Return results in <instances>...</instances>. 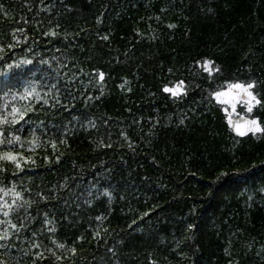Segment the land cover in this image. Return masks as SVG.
Masks as SVG:
<instances>
[{
	"label": "trees",
	"instance_id": "trees-1",
	"mask_svg": "<svg viewBox=\"0 0 264 264\" xmlns=\"http://www.w3.org/2000/svg\"><path fill=\"white\" fill-rule=\"evenodd\" d=\"M13 28L28 39L9 55L33 63L0 75V93L35 79L50 97L59 81L61 103L21 122L12 151L28 159L0 173L33 201L32 220L12 215L17 259L0 261L33 264L36 231L51 264L48 249L69 255L53 239L77 248L63 264H264V133L235 136L212 95L256 81L262 103L237 111L264 126V0H0V35Z\"/></svg>",
	"mask_w": 264,
	"mask_h": 264
},
{
	"label": "snow or ice",
	"instance_id": "snow-or-ice-1",
	"mask_svg": "<svg viewBox=\"0 0 264 264\" xmlns=\"http://www.w3.org/2000/svg\"><path fill=\"white\" fill-rule=\"evenodd\" d=\"M42 2V0H41ZM27 23V21H25ZM59 27V25H57ZM169 27H174V25H169ZM24 28H13L9 40L8 37L0 35V75H7L12 73L15 69L21 68L23 65H30L33 63L31 59L27 58H13L9 53L21 43L26 41L28 37L24 35V41H21L20 35L24 34ZM45 36L55 37L57 32L54 29H49L44 33ZM102 39L107 40L108 37L104 36ZM31 51V49H29ZM46 61H41L45 63ZM206 65L211 66L212 61H205ZM211 71V68L208 69ZM218 71V69H217ZM99 81H103L105 73L99 71L98 73ZM183 82L181 81L180 84ZM59 81L50 85L49 91L55 89V94L50 97L46 94H42L39 90L41 85L40 82L32 79L25 83L22 90L16 89L12 90L9 88L7 91L0 93V173H7L8 169L5 167L7 164H11L15 169L22 171V162L27 160V157H23L21 153L12 151L16 146H23L22 137L18 133L24 131L21 126V122L25 121L29 117L30 113H35L36 105H40L42 108L44 106L55 107L57 104L61 103L59 97ZM48 87V86H46ZM123 87V84L121 85ZM256 87V81H251L249 83H231L228 85L227 90L224 91H215L212 93L217 99L223 96H230L234 89L240 90L241 92L246 93L248 98V111H252L253 105H260L262 103L261 99L257 97V94L254 93L253 89ZM165 92H171L173 95H177V92L172 88H165ZM75 98L73 97V100ZM88 99H91V96H88ZM232 103L233 109H235V97H231L228 101ZM30 122V120H29ZM184 121L181 120V123ZM229 123H232L231 118H229ZM40 127H43V122H41ZM235 131L240 135L244 136L248 132H261L264 133V126H261V123L258 119L249 120L245 125L239 123L234 124ZM29 136L32 137L30 143L35 145L37 142L36 138V129H31ZM52 147H56V142L51 141ZM110 146V145H108ZM59 160V157H57ZM261 164H264V161H261ZM256 165H253L255 167ZM232 173L221 171L219 176H228ZM219 178V177H218ZM3 181H0V256L9 255L13 260L17 258L12 256V252L15 246L12 244L13 239L20 238V232L26 228V224L16 223L12 220L13 213L23 211L26 215L23 219L32 220L33 217L30 214V209L32 207L33 201L31 199L25 198V191L30 190H18V186L13 182L11 187H4ZM42 199H46L43 194H39ZM103 195L111 197V193L105 190ZM148 215V213H144ZM98 222H103L104 217H96ZM135 223V221H134ZM43 225L48 226V233L53 236L57 232L56 222L53 218H49L47 213H44ZM195 225L189 224L187 226L188 230H192ZM107 231V229H105ZM95 237H100L101 233L99 230L93 233ZM32 241H28L29 248L27 252L24 253L27 256L29 253L34 257L33 264H37V261H45L46 264H51V261H47V258L44 256V250L42 248V242L37 238V232L32 231L31 233ZM103 238V237H101ZM76 239L83 240V236H79ZM34 241V242H33ZM52 243L59 250L67 252L69 255H57L53 249H48L49 252L55 257L57 264H63V261H74L76 258L77 248L73 245L67 244V242H57L55 239L52 240ZM0 264H7L6 261H0Z\"/></svg>",
	"mask_w": 264,
	"mask_h": 264
},
{
	"label": "rangeland",
	"instance_id": "rangeland-1",
	"mask_svg": "<svg viewBox=\"0 0 264 264\" xmlns=\"http://www.w3.org/2000/svg\"><path fill=\"white\" fill-rule=\"evenodd\" d=\"M231 97H235V108L244 100H242L239 96V94L235 93L234 91H232V93L230 94V96H223V97H220L218 100L226 103L229 105V113L230 114H235L236 112V109H233V106H232V103L228 102ZM244 103L242 102V105Z\"/></svg>",
	"mask_w": 264,
	"mask_h": 264
},
{
	"label": "water",
	"instance_id": "water-1",
	"mask_svg": "<svg viewBox=\"0 0 264 264\" xmlns=\"http://www.w3.org/2000/svg\"><path fill=\"white\" fill-rule=\"evenodd\" d=\"M235 91L237 92L238 90H235ZM241 97L244 98V99H248L246 93H244V92L241 93ZM249 120H252V119H251L250 117H247V116H240V117H237V118L233 119L231 125H232V129H233L234 133H235L236 135L240 136V135L235 131L234 124L239 123V124H241V125H245V126H246V122L249 121ZM250 133H251V132H248L246 135H248V134H250ZM246 135H244V136H246ZM244 136H241V137H244Z\"/></svg>",
	"mask_w": 264,
	"mask_h": 264
}]
</instances>
